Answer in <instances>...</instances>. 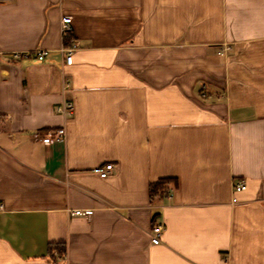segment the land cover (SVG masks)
Wrapping results in <instances>:
<instances>
[{
    "label": "crops",
    "instance_id": "crops-1",
    "mask_svg": "<svg viewBox=\"0 0 264 264\" xmlns=\"http://www.w3.org/2000/svg\"><path fill=\"white\" fill-rule=\"evenodd\" d=\"M0 205V264H264V0H0Z\"/></svg>",
    "mask_w": 264,
    "mask_h": 264
},
{
    "label": "built area",
    "instance_id": "built-area-1",
    "mask_svg": "<svg viewBox=\"0 0 264 264\" xmlns=\"http://www.w3.org/2000/svg\"><path fill=\"white\" fill-rule=\"evenodd\" d=\"M61 31L62 35L65 37L68 36L69 31L71 29L70 26V17L65 16L61 18ZM76 47V42L73 38L69 39V43L62 48V52L64 54V60L66 63H71L72 60V52ZM47 50L38 49L35 51V55L38 59H43ZM18 56L17 53H15ZM57 110L62 112L64 115H71L73 111V103L70 100L64 101L62 104L57 106ZM39 135L40 139L44 142L50 140H64L66 136V129L64 126H60L57 128H50L36 132V136ZM112 168V163L107 162L102 166H96L94 171L102 177L108 175L110 169ZM232 188L234 191H239L245 188L244 181H236L233 183ZM1 207V205H0ZM69 213L71 215H82V216H90L92 213V208H69ZM162 231V226L160 224H156L152 227L151 230V242L158 243L160 242V234Z\"/></svg>",
    "mask_w": 264,
    "mask_h": 264
},
{
    "label": "trees",
    "instance_id": "trees-1",
    "mask_svg": "<svg viewBox=\"0 0 264 264\" xmlns=\"http://www.w3.org/2000/svg\"><path fill=\"white\" fill-rule=\"evenodd\" d=\"M66 43H68L70 37L67 36L64 38ZM171 183H175V180L171 177H161L158 178L155 181H152L148 184V193H149V197L150 199H155L158 197H161L162 195H164L166 193V191L168 190V187ZM55 247H54V246ZM57 248V253L59 254H64L65 253V247L60 244H50V249H54Z\"/></svg>",
    "mask_w": 264,
    "mask_h": 264
}]
</instances>
